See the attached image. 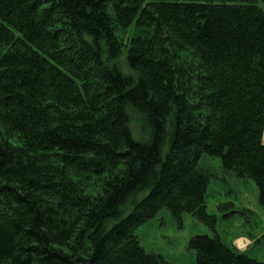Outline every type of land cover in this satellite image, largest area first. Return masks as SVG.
Listing matches in <instances>:
<instances>
[{
	"label": "trees",
	"instance_id": "16d2710c",
	"mask_svg": "<svg viewBox=\"0 0 264 264\" xmlns=\"http://www.w3.org/2000/svg\"><path fill=\"white\" fill-rule=\"evenodd\" d=\"M244 2L0 0V264H172L136 233L163 209L215 229L204 156L264 208V0Z\"/></svg>",
	"mask_w": 264,
	"mask_h": 264
},
{
	"label": "rangeland",
	"instance_id": "374dc122",
	"mask_svg": "<svg viewBox=\"0 0 264 264\" xmlns=\"http://www.w3.org/2000/svg\"><path fill=\"white\" fill-rule=\"evenodd\" d=\"M219 1L226 0H216ZM133 33L131 30L123 33L124 38ZM121 60L125 72L130 73L126 52ZM200 164L211 169L219 178L212 180L206 197L208 213L216 217L215 229L188 214L183 215V225L180 227L171 214L163 209L156 218L137 231L141 247L147 253L160 255L172 264H196L197 255L189 248L190 240L199 235H217L224 244L264 263V208L259 203L257 185L250 179L237 178L232 172L225 171L219 158L204 156Z\"/></svg>",
	"mask_w": 264,
	"mask_h": 264
}]
</instances>
